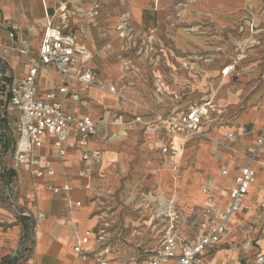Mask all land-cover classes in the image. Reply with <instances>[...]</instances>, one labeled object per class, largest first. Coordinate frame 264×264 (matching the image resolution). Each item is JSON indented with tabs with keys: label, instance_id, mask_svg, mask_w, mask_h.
I'll list each match as a JSON object with an SVG mask.
<instances>
[{
	"label": "crops",
	"instance_id": "1",
	"mask_svg": "<svg viewBox=\"0 0 264 264\" xmlns=\"http://www.w3.org/2000/svg\"><path fill=\"white\" fill-rule=\"evenodd\" d=\"M131 3L130 14L135 41L138 46L143 43H151L155 48L156 57L162 58L163 66L169 69V74L156 78V81L154 80V86L158 93H162L164 96V92L167 93L172 88L169 81H173L185 93L187 92L192 96L212 98L216 108L222 111L219 116L212 115V131H209L210 140H203L201 143L207 144V147L210 148V154L208 153V158L204 155L199 157V165L206 171V176L197 179L201 187L209 184L215 187L214 195L219 208H222L228 203V191L233 186V181L238 176L239 169L249 163L244 155L250 154L256 146V140L264 130V98L261 100V110L252 108L234 119L233 117L228 118L232 103L225 104L222 100V95H225V90H222V87L225 84L231 85V82L234 81L233 78L240 74L237 71L234 77H223L221 70L235 58L238 54L237 51L240 53L244 51L246 56L240 64L256 58L264 61V0H184L179 4V8L173 11L172 18H169L170 21L167 26L170 33H166L163 38H161L163 32L159 29L161 23L160 11L165 12V8L170 4L166 5L165 0H156L154 11H150L143 8L142 0H131ZM94 4L100 5V15L93 20H88L85 13ZM103 13L101 0H87L86 2L84 0H0V50L5 53L9 63L12 57L17 59L14 64L17 76L24 77L28 73L29 63H25V57L14 50L18 40L13 42L8 38L9 27L14 25L18 29L17 39H26L30 43L34 56L40 50L49 23L66 27L68 31L74 33L79 48L92 56L87 62V66L96 72L103 81L116 85L117 90L125 96V93L131 89L126 86L125 82H130L131 79L138 80L139 78L144 80L147 73H141L142 69L139 68V72H133L130 76H125L123 65L119 67L111 64L114 59L109 58L108 54L110 52H117L119 56L123 54L124 41L119 37L118 27L126 13L124 12L121 16L116 17L114 22L107 23L114 26L112 32L108 31L106 27L104 29L100 27L104 23V21H101ZM166 13L165 18L168 17ZM98 20L99 24L95 27L94 23H98ZM251 20H254V22H251ZM239 24H244L243 33H240ZM253 25L254 30L252 31L251 26ZM244 38H246V42L243 41ZM236 39L239 41L238 50ZM83 40L86 41L85 44L82 43ZM39 41L40 46L36 49L35 44ZM95 44L102 45L103 55L102 57L99 56L100 58L97 56L100 50L94 48ZM163 44L169 46L168 50ZM177 51H182V54L181 56L174 55L177 61L173 62L171 56ZM225 55L229 59L225 64H222ZM108 74L120 76V80L115 83L108 81L107 79L112 78ZM144 81L148 82L147 80ZM58 85L57 74L40 73L38 86L41 92L53 91ZM141 91L143 92V90ZM100 92L95 88L81 89L79 102H74L71 97L61 99L63 108L67 113L79 117L90 115L97 119L102 118L107 121L117 119L118 121L119 114L111 106L102 103V101L107 102L106 99L101 97L100 102L97 99L101 94L116 98L118 101L120 99L108 92ZM188 94L176 97L177 104L181 106V102ZM157 97L159 96L157 95ZM141 99H144V103ZM170 99L174 98L171 97ZM137 100H133L135 104H132L144 108V112L135 113V118H147L149 112L156 110L144 107L150 104L153 105V103H149V100L143 97L140 92H138ZM164 100L161 98L154 100L156 107L164 108V110H160L163 113L171 111V107L175 106V101L166 103ZM230 100L233 99L230 98ZM256 100L257 97L253 98L251 104L255 103ZM12 117V125L10 130L6 131V135L9 131L12 133L14 130V115ZM115 129V127H110L107 131L101 132L102 136H108L106 143L116 138ZM231 133L235 135V139L228 141L227 136ZM2 137L0 133V150L2 148ZM175 141L181 143L183 139L181 136H177ZM192 142L194 141L186 142V147ZM106 143L101 144L100 141L95 140L92 143V148L102 150L104 155ZM225 146L231 148L232 151L227 150ZM7 149H10V146ZM185 151L180 152L174 159L162 157L161 154H158L160 158L162 157L161 161L164 158L166 167L154 168L153 175L158 178V181L165 180V188L167 187L168 172L176 169V166H180ZM213 151L217 153L216 156L212 155ZM38 152L50 159L56 175L34 180L25 168H21L11 183L15 204L22 211L32 215L41 212L47 216L45 220L39 221L35 233L30 230L27 220L19 217L13 209V204L6 199L7 185L4 180L5 177L2 176V164L0 162V193L3 189L5 199L9 203H4V199L0 197V264L4 258L1 255L4 253L6 255L11 254L12 258V254L22 243L28 251L27 257H24V264H84L74 249L78 245L79 239L87 231L94 230L100 223V202L110 200V197L106 194L107 190L106 193L102 191L103 197L100 201L93 200V191L101 189L100 186L98 187L96 177L102 163L92 166L99 168L92 182V191H86L84 188L86 182L79 176L85 164L82 162L78 150H69L65 156H61L55 149L52 139L46 138L43 149ZM11 155L12 152L7 153L8 163H11ZM152 155L155 163H159L158 157H155V154ZM74 167L76 169L73 170ZM225 169L229 171V176L226 178L222 177V171ZM254 169L257 173V181L245 198L247 209L233 218L227 238L212 251V254L207 256V264H215L214 259L219 254L233 249V251L238 252V264H250L259 248L264 246V237L252 238L251 236L256 229L259 230L258 233L264 236V212L263 216H259L261 209L264 208L263 155L258 157ZM116 171L120 173L121 180H127L130 167L120 165L116 167ZM114 177L113 175L110 178ZM113 181L111 179L106 180L102 184L110 188ZM63 185H68L71 188L68 194L55 195L48 189L49 186ZM202 197L203 199L200 198L199 202L202 200L204 227L202 232H204L208 229L209 222L204 215L206 198L203 195ZM133 199L129 200L133 201ZM160 199L162 209L166 211L170 207L173 211L176 198L160 197ZM70 200L82 202V207L75 210L72 216H69L66 210ZM75 227H78V231L75 230ZM239 231L242 240L240 247L233 238ZM251 249H257V251L252 253ZM240 256H243V258H240Z\"/></svg>",
	"mask_w": 264,
	"mask_h": 264
},
{
	"label": "built area",
	"instance_id": "2",
	"mask_svg": "<svg viewBox=\"0 0 264 264\" xmlns=\"http://www.w3.org/2000/svg\"><path fill=\"white\" fill-rule=\"evenodd\" d=\"M100 11V5L94 4L85 13V17L93 20L100 15ZM239 25L240 33H243L244 24ZM251 30H254V25L251 26ZM17 31L18 29L11 25L8 38L13 42L18 40L14 50L25 57V63H29V70L24 77L17 76L14 67L17 59L12 57L9 63L5 53L0 50V133L3 136L0 162L2 176L5 177L7 185L6 199L13 204L16 214L27 220L30 230L35 233L39 221L45 220L47 216L41 212L32 215L22 211L15 204L11 184L14 176L21 168H25L34 180L56 175L50 159L38 152L43 149L45 139L50 138L61 156H65L69 150L80 152L85 167L79 176L86 182L84 186L86 191H92V182L99 168L92 166L100 165L104 156L102 150L92 148V143L95 140L100 141L101 144L106 143L108 136H102L101 132L118 125L117 119L107 121L90 115L79 117L69 114L64 110L61 99L71 97L74 102H79L81 89L91 88L106 91L119 99H127L117 90L116 85L103 81L87 66L92 56L79 48L74 33L68 31L66 27L49 23L36 56L26 39H17ZM118 32L119 37L124 41L122 52L125 57L123 60L125 76H130L131 73L138 72L130 54L133 53L141 59L147 53L154 51L155 54V48L149 42L138 46L130 12L123 16ZM243 41L246 42V38ZM238 43L239 41L236 43L237 50ZM237 52L235 58L222 68L223 77H234L239 64L246 58L244 51ZM42 72L57 74L59 85L55 90L44 93L40 91L38 79ZM6 78L10 80L7 81ZM213 114L219 116L222 111L216 108L212 98L190 95L181 102V107L177 111L165 113L151 111L147 118L136 117L134 121L142 124L145 133L150 135L153 151H159L161 155L174 159L185 149L186 142L208 138L207 133L213 122ZM12 115L15 119L14 130L12 135H6V131L10 130L12 125ZM177 136L182 137L181 143H176ZM233 139H235L233 133L227 136L228 141ZM255 145L250 154L244 155L249 163L239 169L238 176L228 191L227 205L219 208L214 195V186L209 184L203 187L202 191L206 197L204 215L209 222L208 229L194 239L176 235L172 209L169 207L165 211V225L152 226L151 238L154 244L146 249L145 264H207V256L227 238L233 218L247 209L245 198L257 181L254 164L257 163L260 155L264 156V130ZM8 146L10 149H7ZM225 148L232 151L228 146ZM8 152H12L11 163H8L6 158ZM212 155L216 156L217 153L213 151ZM228 176L229 171L223 170L222 177ZM48 189L55 195L68 194L71 191L68 185L49 186ZM107 195L110 196L111 193L108 192ZM102 197L101 191H93L94 201H100ZM132 198L135 200L137 197ZM148 200L154 203L161 201L159 196L155 198L153 195ZM101 204L104 202H100ZM81 207V201L70 200L66 208L67 214L72 216L75 210ZM99 211L102 213L100 223L94 230L87 231L74 249L84 264H114L120 259L116 256L118 250L115 244H112L111 230L114 225L112 226L113 223L109 219L111 211L108 208L106 210L100 208ZM165 213H157L155 220H161ZM75 230L78 231V227H75ZM27 255L28 251L22 243L12 254V258L27 257ZM250 264H264V246L259 248Z\"/></svg>",
	"mask_w": 264,
	"mask_h": 264
},
{
	"label": "rangeland",
	"instance_id": "3",
	"mask_svg": "<svg viewBox=\"0 0 264 264\" xmlns=\"http://www.w3.org/2000/svg\"><path fill=\"white\" fill-rule=\"evenodd\" d=\"M86 1L84 0V2ZM142 1L143 8L154 11L156 0ZM182 2H184V0H165V4L170 5L165 8V12H167L166 14L168 16L167 18H165V12L160 11L161 23L159 24V29L163 32L161 38L165 37L166 33H170L168 32L169 27L167 24L174 14L173 11L179 8V4ZM101 4L104 11L101 21H104V23L101 24L100 27L102 29L106 27V29L111 32L114 30V26L107 23L114 22L116 17L121 16L124 12H131L132 9L131 0H101ZM97 22L98 23H94L95 27L99 24V20ZM82 43L85 44L86 41L83 40ZM39 46L40 41L35 44V48L38 49ZM164 46L165 48L167 47L166 50H168L169 46ZM94 48L100 50V53L97 55L98 58L102 57V45L95 44ZM118 50L119 48L117 51ZM174 53L172 54L171 59L173 62H176L177 60L175 59V56H181L182 51ZM132 55L133 54H131V56ZM156 55L157 54H154L153 51L147 53V55L141 59H139L137 55L131 57L132 62L136 66V70L139 72V68H141V73H147V77H145L144 80H147L148 82H145L140 78H137L138 80H132L130 78V82L124 81L126 86L131 88L127 92L124 91L126 92L125 99L127 100L120 99V101H118L116 98L104 96L102 94L97 99L100 102L101 97H104L107 102L102 101V103L106 106H111L120 116V118L118 117V125L115 126L116 138L106 143V152H104L103 162L99 166L100 169L98 170L96 177L98 181L97 183L99 184L98 187H101V189L99 188L98 190L101 192L103 191V193H111L109 196L110 200L108 202L104 201V204H101L100 208L103 210L108 208L111 211L109 213V219L113 223L112 226L114 225L111 230V235L113 236L112 244H115V248L118 250L116 256L120 258L119 260H116L114 264H145L146 249L154 244L151 238L152 226H164L166 221L165 209H162L163 207H161L159 202L154 203L148 200L151 195L155 198H158V196L162 198L167 197L168 199L171 197L176 198V203L172 211L174 233L176 235L187 239H194L200 235L204 229L202 219V200L199 202L200 198L203 199L201 193L203 187H201V184L198 183L197 179L201 176H206V171L199 165V157L204 155L208 158L210 148L207 147L206 143H201L203 140H210L209 131H212V128L210 127L208 130V138L196 140L185 147L184 150L186 151L184 152V157L180 166H176V169L168 172L167 187L165 188V180L161 178L162 180L158 181V178L153 175L154 168L166 167L164 158L161 161L163 155H161L162 157L160 158L158 155L160 154L159 151L152 150L150 135L145 133L142 124H138L134 121L135 113L144 112V108L136 107L132 104L133 100L138 99V92L148 99L149 103H153V105L148 104L149 106L144 107H147L148 109H156L154 112L164 110V108L156 107L154 105V100L157 98H161L162 100L165 99L164 101L166 103H173L175 101V106L171 107V111H177L179 110V104H177L176 97L188 94L187 92L185 93V91H182L173 81H169L172 88H170L167 93L164 92V96L162 93H158L154 86V82L157 80L156 78H161L162 76L169 74V69L166 68V66H163L162 58L160 59L159 57H156ZM108 56L109 58L114 59L111 61L112 65L119 67L123 65V60L125 59L123 54L119 56L117 52H110ZM228 59L229 57L225 55L222 64H225ZM238 71L240 75L233 78L234 81L231 82V85L225 84L222 87V90H225V95L221 94L222 100L225 104L232 103L229 109L228 118L233 117V119L252 108L261 110V100L264 98V61H260L259 58H256L243 62L240 64ZM108 76L112 77L107 79L108 81L115 83L120 80V76L109 74ZM221 82L223 81L221 80ZM141 90H143V92ZM99 91H101L100 93L106 92L102 90ZM157 95L159 97H157ZM171 97L174 99H170ZM186 97H184V100ZM256 97V102L251 104L252 99ZM230 98L233 100H230ZM143 100L144 99H141L144 103ZM8 135H12V133L9 131ZM152 154H155L154 156L158 157L159 163H155ZM120 165L130 167L127 180H121L120 173L116 171V167H119ZM74 169L76 168L74 167L73 170ZM113 175L115 177L110 178ZM110 179L111 181L114 180L110 185V188L108 186H103L102 182ZM161 182L163 184H160ZM134 196L137 198L130 201L129 199ZM0 197L4 199V203L9 204L5 199L3 189H1ZM102 205H104V207H102ZM263 209L264 208L260 211V217L261 215L263 216ZM161 211L165 214L161 220L156 221L155 216L157 213H162ZM99 216H102L100 211ZM258 231L259 230L256 229V231L252 233V238L257 236L260 238L264 237L261 233H258ZM233 238L240 247V242H242L240 239V231ZM233 250L219 254L214 259V263L238 264V252ZM251 250L252 253L257 251V249ZM1 256L4 257L1 264L10 263L8 261L6 262V260L8 257L11 258V254L6 255V253H4ZM241 257L243 258V256H240V258ZM13 264H24V256L16 258Z\"/></svg>",
	"mask_w": 264,
	"mask_h": 264
},
{
	"label": "trees",
	"instance_id": "4",
	"mask_svg": "<svg viewBox=\"0 0 264 264\" xmlns=\"http://www.w3.org/2000/svg\"><path fill=\"white\" fill-rule=\"evenodd\" d=\"M6 80L9 81L10 78H6ZM14 260H15V259L8 257L7 260H6V262L8 261V262H10L9 264H13ZM4 262H5V261H4Z\"/></svg>",
	"mask_w": 264,
	"mask_h": 264
},
{
	"label": "bare ground",
	"instance_id": "5",
	"mask_svg": "<svg viewBox=\"0 0 264 264\" xmlns=\"http://www.w3.org/2000/svg\"><path fill=\"white\" fill-rule=\"evenodd\" d=\"M202 192V195L205 197V195H204V193H203V191H201ZM162 198V197H161ZM206 198V197H205Z\"/></svg>",
	"mask_w": 264,
	"mask_h": 264
}]
</instances>
